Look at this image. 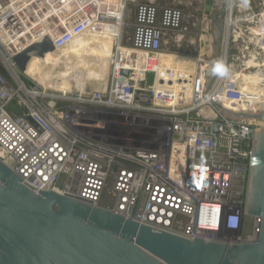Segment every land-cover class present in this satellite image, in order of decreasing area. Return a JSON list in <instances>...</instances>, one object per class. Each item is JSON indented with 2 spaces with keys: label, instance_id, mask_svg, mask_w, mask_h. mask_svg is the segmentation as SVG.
Segmentation results:
<instances>
[{
  "label": "built area",
  "instance_id": "obj_1",
  "mask_svg": "<svg viewBox=\"0 0 264 264\" xmlns=\"http://www.w3.org/2000/svg\"><path fill=\"white\" fill-rule=\"evenodd\" d=\"M122 5L129 2L0 0V158L34 189L156 230L257 244L261 220L248 216L245 204L254 135L264 125L234 120L217 105L251 104L249 90L231 78L232 44L243 38L262 57L264 0H228L220 69L210 89L215 62L204 55L195 64L200 46H182L191 34L182 9L141 4L127 35ZM119 21L124 33L105 90L46 91L14 63L33 45L50 41L59 50L90 30L111 34ZM208 23L206 16L200 34L192 33L198 44L203 35L212 37ZM166 51L184 54L191 65H184L186 74L175 79L162 60Z\"/></svg>",
  "mask_w": 264,
  "mask_h": 264
},
{
  "label": "water",
  "instance_id": "obj_2",
  "mask_svg": "<svg viewBox=\"0 0 264 264\" xmlns=\"http://www.w3.org/2000/svg\"><path fill=\"white\" fill-rule=\"evenodd\" d=\"M214 1L207 0L203 9L216 51L209 89L218 77L228 6L221 0L215 12ZM203 15L187 19L191 33L200 34ZM52 51V43L44 41L17 55L14 63L26 73ZM217 107L234 120L258 117L264 123V112ZM245 212L261 220L257 244L192 240L111 209L34 189L0 158V264H264V128L254 135Z\"/></svg>",
  "mask_w": 264,
  "mask_h": 264
},
{
  "label": "bare ground",
  "instance_id": "obj_3",
  "mask_svg": "<svg viewBox=\"0 0 264 264\" xmlns=\"http://www.w3.org/2000/svg\"><path fill=\"white\" fill-rule=\"evenodd\" d=\"M133 1L136 0H126V4L127 2L131 3ZM149 2L154 3V0H149ZM214 5H217V1H214ZM124 7L125 6L121 7L122 9L119 14L121 19L124 18L127 13V7H125V9ZM203 16L206 17L205 15ZM110 26L112 28V31H109L111 34L106 32L107 34L104 37L99 38V41L96 39V37L92 38L93 42L95 40L96 43L100 44V47L96 49V53L98 55L94 54L93 48L90 49L88 53H85L80 48V45V47L78 46L79 48L75 47L72 49H70L69 46H66L65 48L50 52L47 56L30 67L26 71V74L33 78L34 81L39 84V86H42L40 83L44 81L46 83V87H42L46 91H55L66 95H76L88 94L92 93V91L100 89L105 90L108 87L112 67L116 57V54L114 53V55H110L108 61L104 60V57L109 54L111 49V47H107L106 43H110V41H112V43H114L112 48H114L115 44H117L119 50L121 46L119 39L124 33L120 21L114 22ZM86 34L91 36V30L86 32ZM181 37L182 36H180L179 40L182 41L183 38ZM235 40V42L233 41L232 44V61H230V67L234 73L231 78L234 80L235 77H237L240 83L244 85V88H247L250 91H248L247 95H249L248 101L251 104H242L239 109L234 110L244 112H264V110H262V107H264V54L262 57H259V54L256 53L259 52V50H257V48L254 52L253 47H255V45L252 44V42H248L243 38ZM214 43L215 39L212 36V45H214ZM238 46L241 47V49L236 48ZM234 50L236 51V54H233ZM213 51L215 54L213 55L212 53V55L208 57V60H214L216 55L215 48ZM253 57L256 58L254 62H252ZM192 58L195 59L192 60L195 64L198 61L204 60V58L199 55L198 57L192 56ZM219 58L220 56L218 57V60L220 61ZM67 60L70 62L71 67H74L70 73H67L66 67L64 66ZM162 60L168 68H173L172 70L176 72L177 75L175 76V79L187 73V70L184 66L185 64L191 66L190 63H188L189 60L184 57L183 53H176L174 55V60H171L169 57H167V55L163 56ZM110 61H112L109 71L110 76L106 79L103 78L105 75V66ZM218 69H220L219 66ZM163 72L165 73L167 70L164 69ZM67 74H69V76ZM178 97L179 94L175 98L177 99ZM174 102L176 103V100ZM250 107L252 111H249ZM243 119H249L250 121L255 122L262 120L258 117H243ZM243 119L241 118V120ZM0 155L3 156L1 152Z\"/></svg>",
  "mask_w": 264,
  "mask_h": 264
},
{
  "label": "rangeland",
  "instance_id": "obj_4",
  "mask_svg": "<svg viewBox=\"0 0 264 264\" xmlns=\"http://www.w3.org/2000/svg\"><path fill=\"white\" fill-rule=\"evenodd\" d=\"M207 0H154V3H151L149 2V0H136V1H133L131 3H129L128 7H127V20H126V33L127 35H131L133 30H132V25L135 21V12H136V8L141 5V4H153V5H156L157 7L159 8H162V9H166V8H179V9H182L188 18L191 19V21H195V19L197 18V15L198 13H202L203 15V12H202V9H204L205 7V3H206ZM220 1L221 0H217V6L215 7V12L219 10V4H220ZM203 4V5H202ZM186 5V6H185ZM204 20H205V17L203 16ZM210 19V17H208ZM204 20H202V28H203V22ZM188 22V21H186ZM208 26L209 23H208ZM201 28V30H202ZM123 32H124V28H123ZM106 34H99L97 31H92V35L91 36H88L86 38H80L79 41L76 42L77 44V47L79 46L83 52L85 53H88L90 49L93 48V51H94V54L98 55L96 53V49L100 47V44L99 43H96L95 40L94 42L92 41V38L93 37H96V39H98L99 41V38L101 37H104ZM197 38L199 39V36L196 37L195 35H192V33L190 35H187L186 36V40L183 42L184 44H182V46H184L185 50L186 49H193V43L195 42L197 44V47L198 45L200 46L199 50L197 51L198 55L203 57L204 55H208V57L210 55H212L213 53V48H211V45H212V37L211 38H208L203 35L202 37H200V44H198L199 42L197 41ZM189 41V42H188ZM194 41V42H193ZM113 44L112 41H110V43H106L107 47H111L110 49V52L109 54H112L111 53L113 51ZM209 45V46H208ZM207 46L210 50H207ZM78 47V48H79ZM238 49H241V47H236ZM205 52H207L208 54H205ZM234 53L233 54H236V51L234 50L233 51ZM108 54V55H109ZM176 53H169V52H164L162 57L167 55V57H169L171 60H174V55ZM64 66L66 67V71L67 73H70L72 72V70L74 69V67H71V64L70 62L67 60L64 64ZM173 68H171L172 70ZM174 71V70H172ZM168 71L165 72V77H169L167 75ZM175 73V76L177 75L176 72L174 71ZM69 76V74H67ZM44 88L46 87V83L43 81L42 83H40Z\"/></svg>",
  "mask_w": 264,
  "mask_h": 264
},
{
  "label": "crops",
  "instance_id": "obj_5",
  "mask_svg": "<svg viewBox=\"0 0 264 264\" xmlns=\"http://www.w3.org/2000/svg\"><path fill=\"white\" fill-rule=\"evenodd\" d=\"M123 6H125V5H122V7ZM203 20H204V18H203ZM86 37H88V35L86 34V33H84L80 38H86ZM79 38V39H80ZM79 39H77V40H75V41H72L68 46L70 47V49H72V48H75V47H77V44H76V42L77 41H79ZM67 46V47H68ZM119 47H117V44H115V46H114V48H113V51H112V53H113V55H114V53L116 52V50L118 49ZM120 50V49H119ZM110 55L111 54H109V55H106L105 57H104V60L105 61H108V59H109V57H110ZM111 64H112V61H110V62H108L107 64H106V66H105V75H104V77L103 78H108L109 76H110V66H111ZM104 81V80H103ZM177 96V95H176Z\"/></svg>",
  "mask_w": 264,
  "mask_h": 264
}]
</instances>
